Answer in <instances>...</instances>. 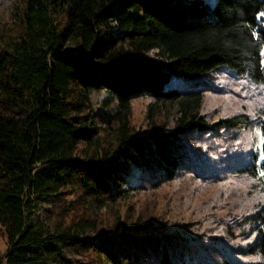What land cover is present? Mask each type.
Instances as JSON below:
<instances>
[{
  "label": "trees",
  "instance_id": "obj_1",
  "mask_svg": "<svg viewBox=\"0 0 264 264\" xmlns=\"http://www.w3.org/2000/svg\"><path fill=\"white\" fill-rule=\"evenodd\" d=\"M19 24L0 48V264H207L189 236L118 205L192 172L190 144L248 127L247 114L210 122L197 85L220 66L264 85V0H26ZM259 127L264 139V106ZM262 152L243 169L264 184ZM250 218L247 252L264 264V207Z\"/></svg>",
  "mask_w": 264,
  "mask_h": 264
},
{
  "label": "rangeland",
  "instance_id": "obj_2",
  "mask_svg": "<svg viewBox=\"0 0 264 264\" xmlns=\"http://www.w3.org/2000/svg\"><path fill=\"white\" fill-rule=\"evenodd\" d=\"M25 3L26 0H0V48L4 40L18 31L21 18L24 19ZM262 62L264 65V49ZM187 80L172 76L170 81L184 88L189 84ZM197 89L204 93L201 113L210 122L247 114L250 124L245 129L222 127L193 146L190 144L192 172L121 200L118 210L122 215L150 218L156 225L167 223V232L174 230L189 236L194 247L190 252L194 256L199 252L207 264H260L261 255L248 253L247 247L257 237L259 223L250 217L264 207V184L243 168L252 164L254 155L256 163L263 160L264 139L259 126L264 85L252 83L247 74L237 75L228 67L220 66ZM90 98L93 107L98 109L108 99V93L94 91ZM150 101L148 96L131 101V124L136 130L148 126L146 114ZM132 182H137V176ZM113 214L104 209L103 224L111 222ZM7 247L0 229V260ZM191 263L203 264L197 258Z\"/></svg>",
  "mask_w": 264,
  "mask_h": 264
},
{
  "label": "snow or ice",
  "instance_id": "obj_3",
  "mask_svg": "<svg viewBox=\"0 0 264 264\" xmlns=\"http://www.w3.org/2000/svg\"><path fill=\"white\" fill-rule=\"evenodd\" d=\"M261 175L264 176V172H262Z\"/></svg>",
  "mask_w": 264,
  "mask_h": 264
}]
</instances>
